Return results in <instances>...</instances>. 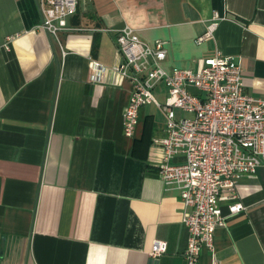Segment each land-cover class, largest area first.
<instances>
[{
  "label": "crops",
  "instance_id": "1",
  "mask_svg": "<svg viewBox=\"0 0 264 264\" xmlns=\"http://www.w3.org/2000/svg\"><path fill=\"white\" fill-rule=\"evenodd\" d=\"M36 1L0 0V264H186V208L157 174L165 115L147 104L124 134L132 71L113 68L116 34L163 40L166 70L233 56L245 91L264 98V0H81L56 34ZM166 93L159 82L155 96ZM236 194L246 210L216 229L198 264H264V162ZM154 240L166 243L158 257Z\"/></svg>",
  "mask_w": 264,
  "mask_h": 264
},
{
  "label": "built area",
  "instance_id": "2",
  "mask_svg": "<svg viewBox=\"0 0 264 264\" xmlns=\"http://www.w3.org/2000/svg\"><path fill=\"white\" fill-rule=\"evenodd\" d=\"M80 1L37 0L41 28L52 34L69 29L67 18L76 13ZM215 25L211 22L196 42L212 35ZM10 40L7 37L5 48ZM116 41L123 61L113 68L124 74L132 71L123 111L124 134H134L143 106L155 103L161 108L165 123L157 174L180 192L188 231L183 256L186 264H198L203 247L213 250L216 229L246 210L236 198V185L242 177L254 175L264 162V98L245 91L242 66L233 56L217 52L202 58L196 70H166L159 65L166 55L163 40L150 44L126 26L117 31ZM92 68L97 79L102 66L94 62ZM159 82L167 88L163 101L154 94ZM178 154L184 159L172 160ZM225 200H232L227 213L222 212ZM165 250V241L154 240L149 255L158 257Z\"/></svg>",
  "mask_w": 264,
  "mask_h": 264
},
{
  "label": "rangeland",
  "instance_id": "3",
  "mask_svg": "<svg viewBox=\"0 0 264 264\" xmlns=\"http://www.w3.org/2000/svg\"><path fill=\"white\" fill-rule=\"evenodd\" d=\"M180 113H182L181 111H179Z\"/></svg>",
  "mask_w": 264,
  "mask_h": 264
}]
</instances>
